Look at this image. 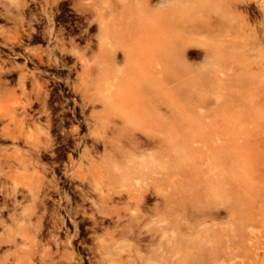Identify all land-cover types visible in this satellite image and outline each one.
<instances>
[{"label":"rangeland","instance_id":"374dc122","mask_svg":"<svg viewBox=\"0 0 264 264\" xmlns=\"http://www.w3.org/2000/svg\"><path fill=\"white\" fill-rule=\"evenodd\" d=\"M99 1L58 0L57 3H53L51 0H13L14 5L12 4L11 11L7 12L4 0H0V111L3 114L0 130L4 132L0 133V137L11 139L9 134L17 135L19 139L13 143V147L18 150L19 147L16 145L18 142L25 149L23 136L29 131L32 130L41 136L47 134L46 115L45 119L44 116L31 119L33 124H30V115L33 114L36 105L24 108L30 82L27 80L26 89H23L20 85L21 73L36 72L40 75V80H50L47 83V88H52L53 81L56 89L62 90L64 97L70 98L65 99L62 96L57 98L61 103L59 106L61 110L72 106L71 99L81 102L77 92L67 93V88L62 80L64 82V79L68 78L69 83L75 81L78 84L80 75H82L83 61L102 57V54L98 53L100 50L98 48L100 47L99 41H103L102 38L105 40V48L106 46L107 48L120 46L119 44L131 48L134 51L133 57H131L132 61L151 60V133H154L156 130L154 128L160 126L166 118L165 115H159V113H171L167 106H171L173 109L177 107L185 124V134L179 136H184L186 147L193 156L191 172L188 169L185 175L180 173L170 176L171 178L168 176L164 181L167 169L157 163L159 156L151 140V180H148L149 183L145 179L142 180L149 189L143 193L140 201L141 216L136 220V231H140L144 239L149 237L148 231L149 233L152 231L192 233L199 236L203 238L202 246L206 248L203 252L205 255L204 264H230L237 259L243 261L241 264H264V149H259L264 146V133L253 131L252 117L254 116L249 108L248 78L246 74H241L243 73L242 69H235L237 63L234 59H246L247 57L244 53L246 48V45L243 44L244 34L238 32L236 28H227L230 26L231 17L242 18L253 4L246 5L243 0H212L209 4V15L213 27L222 26L223 30L219 33L216 31L212 33L208 42L213 47L221 45L224 53L223 59L226 60L229 67H234L219 70L216 68L221 60L219 54L213 52L206 55L201 42L204 35L199 27L201 12L205 7L204 0H134V4H137L135 10L123 13L124 18H120L119 24H115L113 27L105 23V18L108 17H104L106 13L101 12ZM85 2H97V12L102 16L108 30L131 32V34H128L127 38L126 36L116 38L112 35L100 36L98 23L95 20L90 22L86 20L87 16L89 19L92 17L91 13L88 15L83 13L85 12L83 7ZM217 7L222 8L224 13ZM255 10L257 9H254L255 16L251 17L257 20L260 18V13ZM243 11L245 12L243 13ZM113 20L115 21V19ZM30 27L36 30L51 29L53 36L49 38L36 32L33 35L34 38L33 36L28 38L25 33H21L19 43H10V40L7 39L14 34L16 28L21 32L22 29L27 30ZM259 34V38H262L264 43V31ZM56 35L62 38L67 49L71 50L74 46L72 53H75L66 58V54L56 50L54 55L59 58L61 63L57 62L52 68L38 64V68L35 69L34 53L40 51L42 57L46 58L47 48L52 46L51 41ZM125 40L126 42H124ZM86 44H90L92 53L89 49L85 51ZM150 48L151 56L142 55L141 52ZM27 57L31 60H28ZM117 60L119 64L125 63L126 59L122 58L120 51H118ZM63 61L72 65L70 72L62 69V65L65 64ZM164 64L169 65L172 69H160ZM98 72L101 71L98 70ZM98 72L96 70L84 72L82 82L89 92H92L93 89V91L99 90L96 93L99 92V97L105 98L102 99L108 109L114 108V103H116L114 91L116 89L121 91L117 101L118 106H121L122 109L126 108L127 104L134 105L136 100L137 105H141L142 99L139 94L134 93V90L139 89L149 77L121 76L117 79L110 75L100 77ZM102 73L110 72L102 71ZM96 74L98 75L96 76ZM94 78L95 80L99 79L95 81ZM133 78L136 84L130 82L129 86L126 81ZM89 79L94 81L90 80V82ZM93 82H96L95 85ZM102 84L104 85L102 86ZM92 85L95 87H91ZM110 86L113 87L112 90ZM158 105L160 106L159 111L154 108ZM98 106L101 107V105ZM59 109L57 108V110ZM37 115L35 113L33 116ZM172 116L170 121H176L175 113H172ZM60 117L62 118V114ZM135 117L137 118V116ZM256 117L264 125V114ZM213 122H216L214 125L221 126L220 128L224 127L228 132L217 131L213 135L215 139L211 140L210 133L205 127L207 124L208 126L213 125ZM64 123L60 119L58 132L61 139L63 133L73 132L76 124L74 121ZM51 133L53 135L56 132L51 130ZM135 133L137 137L141 134L138 131ZM155 135L156 137L162 136V134L152 136ZM252 137L256 138L255 144L260 146L258 149L251 148L252 145H255ZM1 138L0 144L9 148L7 152H10L12 150L11 140L3 141ZM138 138L142 140L145 138L144 134L142 133ZM85 140L87 147H90L93 143L91 138L87 136ZM96 148V153L103 151L102 147L98 148L97 146ZM12 155H16V152ZM72 155L76 160L77 152H73ZM146 157L147 154H144L143 158ZM53 160L62 166V162L67 161L68 158L66 155H61L54 157ZM97 165L101 166L102 163ZM226 165H228V169H226ZM170 167L173 171V164ZM178 168L180 169L179 166ZM157 171L159 172L157 173ZM195 172L199 178L194 176ZM173 177L175 185L171 184ZM76 183L79 182L72 181L71 184L74 186L70 185V188L78 203L79 199L77 195L75 196L78 193V189L75 188ZM176 186L181 191L175 192ZM159 188L160 192L158 193L156 191ZM195 194L199 199L195 197ZM181 195L184 200H187V204L183 203V199H178ZM173 196L174 198H172ZM125 199L122 198V201ZM87 206L90 207V203ZM207 206L213 208L211 217H205L204 213H200L201 211L207 213ZM203 207L207 208L204 210ZM198 208L199 211L202 208L200 212H197ZM90 209L93 212L91 207ZM126 212L120 221L121 224L127 222L124 221L125 217L129 216L128 211ZM198 214L199 216H197ZM94 216L95 219L89 218L87 222L81 223L82 226L79 224L80 217L77 216L75 218L76 226H73L70 231L74 236L73 246L83 257L88 256L87 249L92 250L91 254L94 253L96 238L103 235L106 230L114 229L113 224L116 221L114 215L112 217L95 213ZM134 223L135 221L131 223V226ZM181 245H188V242L184 241ZM155 247L169 248L170 246L165 242L156 243L153 248ZM209 251H212V255L208 254Z\"/></svg>","mask_w":264,"mask_h":264},{"label":"bare ground","instance_id":"6f19581e","mask_svg":"<svg viewBox=\"0 0 264 264\" xmlns=\"http://www.w3.org/2000/svg\"><path fill=\"white\" fill-rule=\"evenodd\" d=\"M243 1L246 5L253 4L252 8L250 6V8H248V13L242 18L235 17V19L234 16L231 17L232 24L229 23L230 26H227V28H236L238 32L244 34L243 44L246 45L244 53L247 55V57L246 59L235 58L234 61L237 63V67L235 69H242L241 71L243 73L241 74H246L248 78L247 85L249 94V108L252 115L254 116L252 117V122L254 125L253 131H260L264 133V125L256 117L257 115L259 116L264 114V43L262 38H259V33L264 31V0ZM51 2L57 3L58 0H51ZM204 2L205 7L201 12L202 16L199 28H201V31L204 35V39H202L201 42L204 46L205 53L206 55H210L213 52L219 54L221 60L217 64V69H232L234 67H229V65L226 64V60L223 59L224 53L222 46L216 45L213 47L210 46L208 42L209 36L215 31L219 33L223 30V27H213L209 15V4L212 2V0H204ZM89 5L93 7L96 6V10H85L83 13L87 15L88 13H91L92 18L89 19L87 16L86 20L88 22L95 20L98 23V34L100 36L112 35L114 38L126 36L127 38V35L131 34V32H117L115 30H108L101 18L102 16L97 12V2L90 3ZM217 9L224 13L222 8L217 7ZM254 9H257L260 13V18L257 20L254 19V17H251L255 16L253 14ZM257 10L255 11L257 12ZM245 11H243V13ZM29 29L30 31L27 35L28 37L32 32H40L42 35H45L49 38L53 36L51 29L36 30L32 27ZM31 35H33V33ZM19 36V29L16 28L14 34L11 36V39H16L19 41ZM102 39V42L99 41L100 47L98 48H100V50L98 53H101L102 57L105 58L101 57L100 59L94 60L85 59L83 61L82 75H84V72L86 73V71L89 70H96V72L99 70L101 71L98 72L100 77H105V75L114 76L117 79L121 76H131L138 78L149 77L144 83L142 82L143 85H141L139 89L134 90L136 95H140L142 103L141 105H137L136 100L134 105L127 104L126 108L122 109L121 106H118L117 101L118 97H120L121 91L116 89V91H114L116 96L114 100L116 103H114V108H110L112 109L110 110L104 103L103 99L105 98L102 97V99L99 97V92L96 93L99 90L93 91V89L92 92H89L87 87L84 86L82 82L84 78H82V75H80L78 84L75 81H73V83H69L68 78L64 80L63 83L65 84V87H68L71 91L77 92L79 94L81 105L79 104L80 101L78 104L81 107V113L85 115V109L89 110L86 113L88 115L83 116L85 117V136L87 135L90 137L93 143L90 145V147L84 145L82 151L77 155L76 160L73 159L72 154H69V160H67L68 162L65 161L66 163H64L63 166L57 170L53 166L52 162L51 164L47 161L48 159L50 160L52 155H54L47 154V151L52 149L55 143V137L51 133V130H55L54 124L52 122L53 120L46 111V106L51 97L52 91L51 88H47V83L50 80H40V75H38L36 72L20 74V85L23 87V89H26V81L29 80L30 82V89H28L26 92L27 99L24 108H29L33 105L38 106L37 109H34V111L32 110L33 114L30 115V124H33L31 119H38L41 113H44L47 117L45 123L47 134L45 136H41L32 130L29 131L23 136V142L27 146L25 152L21 153L17 150L16 155L10 156L12 158V163L10 166L12 167V172L9 174L8 171V176L12 181V184L8 189L5 188V186H3L5 189H2L4 200L1 207V212L3 215V211L6 214L5 216L0 215V264H204L205 255L203 252L206 248L205 246H202V241H204L203 238L195 236L192 233H165L159 231H152L149 233L148 231L149 237L144 239L142 233L140 231H136L135 229V226H137L136 220H138L141 216L139 209L141 198L143 193L149 189L145 185L146 183H144L142 180L145 179L147 182L148 180H151V140L153 141V147L159 156V159L157 160L155 158V160L158 161L157 163H159V166L167 169L165 172L167 176L165 175L163 180L168 176L171 178L173 175L180 173L181 175H185L188 169L191 172V161L193 156L186 147L184 136H179L185 134V124L180 117L181 114L177 107H174L175 109H173L171 106H167L171 110V113H159V115H165L166 118L164 119V122L160 124V126L158 125V127L154 128L156 129L155 132L151 133V60L132 61L131 57H133L134 51L131 48L125 47L122 44H119L120 46H112L108 48L106 46L105 48V40L104 38ZM12 42L14 41L11 40L10 43ZM124 42H126V40ZM51 45L52 46L50 48H47L48 53L46 54V58H43L44 56L42 57V55L39 53L40 51L34 53V57L36 58L35 69L38 68V64L52 68L57 62L61 63L59 58L54 55L56 50L66 54V58L67 56L71 57V55L75 53H72L74 46H72L71 50L67 49L59 35L55 36L54 40L51 41ZM90 47V44H86L85 51L89 49L92 53ZM118 51L121 52L122 58L126 59L124 64H119L117 60ZM141 53L142 55L145 54L146 56H151V48L149 50H144ZM119 58H121V56ZM28 60H31V58ZM71 68H68V70L71 71ZM160 69H172V67L164 64L160 67ZM102 71H108L110 73H102ZM98 74H96V76ZM103 77L102 79L105 80ZM90 80L93 79H89V81ZM84 82L86 81L84 80ZM130 82L136 84L134 78L126 81L129 86L131 85ZM103 85L104 84H102V86ZM87 86L89 87V85ZM112 88L110 86L111 90ZM55 89L56 88L53 90ZM105 97L109 99L107 96ZM97 105H101V107H97ZM154 108L157 111L160 110L159 105L155 106ZM67 112L68 111H66V113ZM71 112L74 113V110ZM35 113L38 115L34 117L33 115H35ZM172 113H175L177 118V120H174L173 122L170 121L171 117H173ZM2 116L3 114L0 111V122L2 120ZM135 116H137V118ZM215 123L216 122H213V125L211 126H208L207 124L205 127L208 130L207 132L210 133L209 138H211V140L215 139L213 138V135L216 134L215 132L217 131L221 133L228 132L224 127L220 128L221 126L214 125ZM137 131L141 134H144L145 138L142 140L145 139V142L140 140L142 137L140 139L138 138L141 134L137 137L135 133ZM0 133H4L3 130H0ZM79 133L80 131L76 127L73 132H68L65 134L63 133V138L66 140L69 138L72 139V147L77 149L80 142L75 141L74 139L76 138L74 136L75 134ZM154 134H162V136H152ZM9 135L11 136L13 143L17 142L19 139L17 138V135ZM252 138V141L255 144L256 138ZM70 145H72V143ZM97 146L98 148H103L101 153H96ZM258 147L260 146H256L255 144L252 145L251 148L255 150L258 149ZM259 149H264V146ZM99 150L100 149H98V151ZM63 153L64 152H62V154ZM144 154H147L146 158H143ZM101 163L102 167L97 165ZM171 164H173V171L170 167ZM227 166L228 165L225 167ZM94 168H96V170H93ZM226 169H228V167ZM158 172L159 171H157V173ZM171 172L174 173L172 174ZM163 173L161 172V175ZM194 176L199 178L197 172H195ZM72 181L79 182L75 185V188L78 189V193L75 194V196L77 195L79 199L78 203L74 199V194L72 193L73 191H70L69 183ZM171 184L175 185L174 177L171 179ZM8 185H10V183ZM161 186H163V184ZM170 186L172 187V185ZM177 186L174 188L175 192L179 190ZM160 188L156 192L159 193ZM115 197H117V199H115ZM195 197L199 199L196 194ZM122 198H126L125 201H122ZM165 198L166 197L164 196V199ZM172 198H174V196ZM178 199H183V196L181 195L178 197ZM167 200L169 201V199ZM88 203H90V207L93 209V212H91L90 207L87 206ZM183 203L187 204V200H184ZM212 209L213 208L208 207L206 213L205 211L200 212L198 208L197 212L202 214L204 213L205 217H211ZM126 211H128L129 216L125 217L124 221L126 220L127 222L121 224L120 221L122 220V217L125 216V213H127ZM95 213L104 216L114 215L116 218V221L113 224L114 229L111 231L106 230L103 235L96 238L97 241L93 249L94 253L91 254L92 250L87 249L88 256L83 257L73 246L74 236L71 235L70 231L73 226H76L75 218L77 216L80 217L79 224L81 225V223L83 224L87 222L89 218L95 219ZM197 216H199V214ZM133 221H135V223L131 226ZM148 235L146 234V236ZM184 241L188 242V245H181V243ZM165 242H167V244L170 246L169 248H153L156 243ZM208 254L212 255V251H209ZM242 262V260L237 259L230 264H241Z\"/></svg>","mask_w":264,"mask_h":264},{"label":"flooded vegetation","instance_id":"af4514ba","mask_svg":"<svg viewBox=\"0 0 264 264\" xmlns=\"http://www.w3.org/2000/svg\"><path fill=\"white\" fill-rule=\"evenodd\" d=\"M35 29V28H34ZM29 31H30V29L28 28L27 30L26 29H22L21 30V32H19V34L21 35V33H26V36L28 35V33H29ZM33 33V35L34 34H36V32L34 33V32H32ZM31 33V34H32ZM30 34V36L29 37H32L33 35H31ZM22 36V35H21ZM28 37V36H27ZM28 37V38H29ZM34 37V36H33ZM36 38V37H35ZM7 39H9L10 40V42H11V40L12 41H14V42H12V43H17V42H20V40L19 41H17L16 39L15 40H13V39H11V37H9V38H7ZM19 39H20V37H19ZM17 41V42H16ZM68 63L66 62L64 65H62V69H66V70H68V68H70V67H72V65L70 66L69 64L67 65ZM68 71H70V70H68ZM67 74H69V72L67 73ZM64 80H66V79H64ZM62 83H63V80H62ZM64 84V83H63ZM55 85H54V82L52 81V88L54 89V88H56V87H54ZM64 86H65V84H64ZM51 88V97H50V99H49V101H48V103H47V106H46V110H47V112L49 113V115H50V117H51V119L53 120L52 122H53V124H54V129L55 130H53V132H56L55 134L53 133V136L55 137V143H54V145H53V148L52 149H54V150H52V149H50V150H48L47 151V154H54V155H52L51 157H50V160L48 159L47 161L48 162H52L53 163V166L58 170L60 167H62L63 166V164L64 163H66L65 161L64 162H62V166L60 165V163L59 162H57L56 160H53V158L54 157H57V156H63V155H66L67 156V158H68V155L69 154H72L73 152H77V154H79L81 151H82V149L84 148L83 146L84 145H86V143H85V138H86V136H85V127H84V118L85 117H83V116H86V115H88V114H86L87 113V111H89V110H87V109H85L86 111V113H84L85 115H83L82 113H81V107H80V103L81 102H79V104H78V102L77 101H75V99H71V101H72V106H68L69 108H63V109H59V106H60V101H58V99H55V98H58V97H60V96H62L63 98H65V99H70V98H68V97H64V92L62 91V90H57V89H55V90H53ZM68 90H67V93H70V89L68 88V87H66ZM56 92H58V93H56ZM73 92V91H72ZM55 95V96H54ZM56 95H58V96H56ZM51 100V101H50ZM76 102V103H75ZM77 104H78V106H77ZM53 107V108H52ZM38 108V106H36V108L35 109H37ZM57 108L59 109V110H57ZM71 108V109H70ZM76 109V110H75ZM74 110V113H72L71 111H73ZM78 110V111H77ZM66 111H68L67 113H66ZM70 111V112H69ZM65 112V113H64ZM89 113V112H88ZM60 114H62V118L60 117ZM80 114V115H79ZM42 116H44V119H45V114L44 113H41V115H40V117H42ZM71 116H72V119H71ZM77 116V117H76ZM81 116V117H80ZM68 117V118H67ZM70 118V119H69ZM60 119H62V121L63 122H77L76 123V125L74 126L75 128L77 127L78 129H79V131H80V133L79 134H75V138L76 139H74L75 141H79L80 142V144H79V146L77 147V149H74L72 146H73V142H72V139H64V138H60V139H58L60 136H59V132H58V130H56V129H59V123H60ZM71 120V121H69V120ZM74 119H76V120H74ZM78 119H80V120H78ZM65 120V121H64ZM68 120V121H67ZM83 120V121H82ZM80 124H79V123ZM82 122V123H81ZM56 126H58V127H56ZM82 126V127H81ZM81 129V130H80ZM82 131V132H81ZM80 135V136H79ZM78 136V137H77ZM85 137V138H84ZM1 138V137H0ZM3 141H5V140H7V139H10L9 137H3V138H1ZM11 140V139H10ZM24 140V139H23ZM59 140V141H58ZM65 140V141H64ZM69 141V142H68ZM56 142H57V144L59 145H57L56 144ZM58 142H60V143H58ZM72 143V145H70L71 143ZM24 143V142H23ZM64 146H63V145ZM16 145L19 147V149H18V151H20V152H22V153H24L25 152V150L27 149V146L25 145V143H24V145H25V149H23L22 148V145L21 144H19V142L18 143H16ZM68 145H70V146H68ZM11 147H12V150L10 151V152H7V149H9V148H7L5 145H3V144H0V173H2V174H0V176L1 175H3V176H1L0 177V180L2 181H0V186H1V188H0V212H1V207H2V203H3V200H4V196H3V191H2V189L4 190L5 188H9L10 186H11V184H12V181L10 180V178H9V174L12 172V167H10L11 166V163H12V158L10 157L13 153H15V152H17V149H15L14 147H13V141L11 140ZM55 147V148H54ZM57 147V148H56ZM60 147H61V149H60ZM71 147V148H70ZM59 148V149H58ZM81 149V150H80ZM58 150V151H57ZM55 151V152H54ZM57 151V152H56ZM70 151V152H69ZM54 152V153H53ZM61 154H60V153ZM62 152H64L63 154H62ZM58 155H57V154ZM52 159V160H51ZM74 159V158H73ZM8 160H9V164H8ZM11 160V161H10ZM68 160H69V158H68ZM55 162H56V164H55ZM68 162V161H67ZM51 163V164H52ZM8 171H9V174H8ZM8 176V177H7ZM6 177V178H5ZM8 178V179H7ZM7 180H8V182H7ZM10 183V185H8ZM71 185V183H69V186ZM3 186H5V188L3 187ZM74 186V185H73ZM70 191H72V189L70 188ZM7 200H9V199H7ZM10 201V200H9ZM3 211V210H2ZM3 213H4V215L2 214V212L0 213V215H3V216H5V212L3 211ZM0 232H1V229H0Z\"/></svg>","mask_w":264,"mask_h":264},{"label":"crops","instance_id":"0c3cea01","mask_svg":"<svg viewBox=\"0 0 264 264\" xmlns=\"http://www.w3.org/2000/svg\"><path fill=\"white\" fill-rule=\"evenodd\" d=\"M4 2L6 4L5 5L6 11L7 12L11 11V7L14 5L13 0H4ZM89 4L90 2L89 3L85 2V4L83 5L84 10H89V11L96 10V6L93 7ZM99 4L101 5L102 8L101 12L106 13L104 17H108L105 18V23L111 26L118 24V22H120L119 21L120 18H124L122 15L123 13L131 10L134 11L135 8L137 7V4L136 3L134 4V0H100ZM113 19H115V21Z\"/></svg>","mask_w":264,"mask_h":264}]
</instances>
